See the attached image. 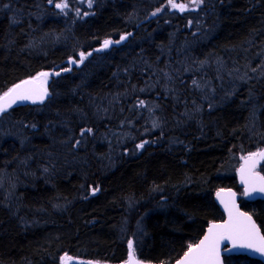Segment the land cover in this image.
<instances>
[{"label": "trees", "instance_id": "obj_1", "mask_svg": "<svg viewBox=\"0 0 264 264\" xmlns=\"http://www.w3.org/2000/svg\"><path fill=\"white\" fill-rule=\"evenodd\" d=\"M173 2L0 0V96L56 72L0 116V264L122 263L129 242L171 264L224 220L215 193L264 148V0ZM240 202L264 235V201Z\"/></svg>", "mask_w": 264, "mask_h": 264}, {"label": "snow or ice", "instance_id": "obj_2", "mask_svg": "<svg viewBox=\"0 0 264 264\" xmlns=\"http://www.w3.org/2000/svg\"><path fill=\"white\" fill-rule=\"evenodd\" d=\"M49 3H52L53 0H48ZM89 6H91V0H88ZM202 0H193V3H201ZM169 3L172 7H177L173 0H169ZM57 8L67 7L66 3L56 4ZM179 7L183 8V5ZM155 15V13H153ZM124 39V37H121ZM111 41H104V46L107 47ZM83 58V53H81ZM58 74V73H57ZM49 73L42 72L38 76L34 77L31 80L22 81L20 84L15 85L10 88L7 92L0 96V113H3L7 108L11 107L17 100H31L33 103L39 100L43 102L45 96H47V90L43 89L41 81V87L37 88L34 85L37 81H40L41 77H47ZM195 83V82H194ZM143 103V102H141ZM87 132H91V129H87ZM84 133L82 132L81 135ZM79 143V141H77ZM142 148L143 144L138 145ZM256 158H264V152L252 153L248 157H245V165H249L251 162V167H255ZM245 169L241 168L242 173V182L246 185L249 184V180L244 179L243 173ZM261 180H264V177H260ZM252 190H256L253 188ZM261 192H264V187L259 189ZM249 189L246 187L245 192H248ZM219 198L220 194L217 193ZM231 197L235 196V193H230ZM221 203L225 205V209L229 213V220L224 224H212L208 228L207 235L195 245L189 244L188 250L184 253V256L177 264H220V244L224 240H230L235 246L238 242L241 247L253 248L255 251L260 252L264 255V236L259 235V230L256 228V225L252 222L251 216H247L244 213L237 211L236 217H233V209L229 208L227 202L221 199ZM240 218H243L242 220ZM129 257L132 258V243L129 242ZM226 250H228L226 248ZM62 259H68L64 257Z\"/></svg>", "mask_w": 264, "mask_h": 264}, {"label": "water", "instance_id": "obj_3", "mask_svg": "<svg viewBox=\"0 0 264 264\" xmlns=\"http://www.w3.org/2000/svg\"><path fill=\"white\" fill-rule=\"evenodd\" d=\"M126 40H128V36H124V39H122V41H126ZM111 46H112V43H110L105 48H110ZM97 51L98 50H95L94 52H97ZM33 78H28L25 80H31ZM25 80H23V81H25ZM21 82H19L17 84H20ZM34 86L37 88H40L41 87V81H37ZM42 87H43V89H46L47 93H48L47 96L44 97L43 102H40L39 100H37V102L33 103L31 100H23V101L17 100L14 104L11 105V107L7 108V110L4 111L3 113L8 112V111L15 109V108H19V107H25V106H31V105L45 103L50 97V91H49L48 87H45L43 85H42ZM3 113H0V116ZM261 152H264V151H261ZM242 162L243 163L237 169V176L239 179V184L243 188V192H244L243 198L245 200H251V201H258V200L264 201V192H261L259 190L261 187H264V180L260 179V177H264V174L260 170V166L264 162V158H256L254 168L251 167V162L249 163V165H245V161H242ZM242 167L245 169V171L243 173L244 179L249 180V184H247V185L242 182V173H241ZM246 187L249 189L248 192H245ZM253 188H255L256 190H252ZM217 193L220 194L219 198L217 196ZM230 193H235V196L231 197ZM221 199H223L225 202L228 203L229 208L233 209V217L234 218L236 217L237 211L240 213H244L247 216H251L252 222L256 225V228L259 230V235L264 236L262 233V230L260 229V227L257 224L254 217L242 209V204L240 202L241 197H240L239 192L233 188H227V189H222V190L217 191L214 195V200H215L216 204L218 205V207L221 209V211L224 214V217H225L224 220L219 221V222H211L208 225V227L206 228L205 233L203 234L201 239L196 244H198L204 238V236L207 235L208 228L212 224H224V223L228 222L229 213L225 209V205L223 203H221ZM240 219L242 220L243 218H240ZM226 248L228 250H226ZM183 256L171 264H177V262L179 260H181L183 258ZM229 256H247L251 259L258 260V261L264 263V255H262L260 252L255 251L253 248L241 247L239 242L235 246H233V244L230 240H224L220 244V264H225L224 258L229 257ZM62 264H152V263L144 262V261H142V260H140V259H138L132 255L131 259L129 258V260L122 262V263H105V262L89 261V260L73 258V259H66Z\"/></svg>", "mask_w": 264, "mask_h": 264}, {"label": "rangeland", "instance_id": "obj_4", "mask_svg": "<svg viewBox=\"0 0 264 264\" xmlns=\"http://www.w3.org/2000/svg\"><path fill=\"white\" fill-rule=\"evenodd\" d=\"M46 73H49V75H48L46 78H45V77H41V78H40V81H43V84H42L43 86L48 87L49 84H50V82H51V80H52V78H53L54 75L56 74V72H55V71H48V72H46ZM3 114H4V113H3ZM3 114H1V115H3ZM261 151H264V148L258 149L257 151H255V152H253V153H258V152H261ZM251 154H252V153H251ZM249 155H250V154L241 157L240 162H239V166L243 163L242 161H245L244 158H245V157H248ZM237 169H238V168H237ZM239 194H240V197H241V198L244 197L243 189L239 191ZM131 252H132V255L134 256V252H133V250H131ZM66 257H67V256H66ZM67 258H69V257H67ZM64 260H66V259H64Z\"/></svg>", "mask_w": 264, "mask_h": 264}]
</instances>
